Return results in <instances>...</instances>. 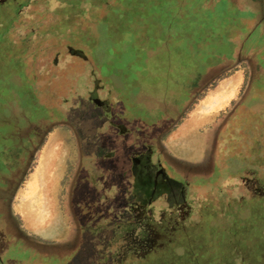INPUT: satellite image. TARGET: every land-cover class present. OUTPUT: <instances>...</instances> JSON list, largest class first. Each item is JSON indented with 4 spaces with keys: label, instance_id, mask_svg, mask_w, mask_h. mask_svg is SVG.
Wrapping results in <instances>:
<instances>
[{
    "label": "rangeland",
    "instance_id": "obj_1",
    "mask_svg": "<svg viewBox=\"0 0 264 264\" xmlns=\"http://www.w3.org/2000/svg\"><path fill=\"white\" fill-rule=\"evenodd\" d=\"M126 1L125 23L119 22L124 6H108L93 30L81 33L90 53L48 36L59 0H0V233L8 244L0 264H145L155 258L151 251H129L139 230L127 228L134 216L120 213L130 208L124 172L144 143L154 159L167 153L202 163L201 174L189 179L195 215L188 224H197L196 212L209 197L231 211L241 200L243 207L253 204V188L264 186V1ZM97 101L106 103L103 109ZM196 122L199 127L172 147ZM176 124L178 133L167 135ZM66 137L76 160L54 207L64 224L37 236L26 228L23 209L30 200L22 195L36 182L42 192L49 154L66 148ZM257 213L239 210L238 224L206 215L191 231L201 242L192 236L152 264H264V214Z\"/></svg>",
    "mask_w": 264,
    "mask_h": 264
},
{
    "label": "flooded vegetation",
    "instance_id": "obj_2",
    "mask_svg": "<svg viewBox=\"0 0 264 264\" xmlns=\"http://www.w3.org/2000/svg\"><path fill=\"white\" fill-rule=\"evenodd\" d=\"M251 1L256 3V1L259 0ZM260 1L263 2L264 0ZM196 87L197 91L195 95L198 96L200 95V90H198L200 83H197ZM233 101H231V103ZM96 104L101 109H103V106L105 105L102 103V101H97ZM110 106L112 107L111 104ZM232 106L234 107L233 111L235 113L239 106H234V104ZM112 112L113 111L111 108V115ZM108 119L109 122H112V120H110L112 118L109 117ZM177 126L178 125L176 124L167 135H169ZM197 126L199 127L198 122H196V125L192 126V128L186 127L187 130L183 129L185 131L184 135L176 136L175 142L172 143L171 146H175V143L177 140H179V138L189 136ZM121 132L123 134L128 133L127 130ZM64 142L66 144V148H58L57 152L56 150L51 151L49 154V159L47 160L48 171H46V182L43 183V186L45 190L44 194H48L46 198L48 199L47 201L52 213L51 215L54 216L51 220H49L48 224H46L44 228L55 224V222H57L56 225H60L62 227L65 220L63 215H55V204L57 205V199L59 195L58 188L63 186L65 187L66 185L65 183L67 181V174L70 168L69 164L76 160V149L70 147L69 137H66ZM170 143L171 139H169L168 145L164 143V147L168 153L169 151H172L170 148H167V146H170ZM252 148L254 149L255 147ZM78 149L80 152H83L81 145ZM109 155L113 157L115 153L112 152ZM129 159L130 164L127 166L124 172V176L126 177L124 178L126 183L124 197L125 203L128 207L130 206V208L126 207V209L124 211H120V213H122V215H131V217L134 216L133 221H127V228L129 230H139L136 234V241H129V251H132L137 255H139L140 251H151L149 255H152L153 253L156 255L155 258L146 260L145 264H152L154 261L158 263L160 261L161 255L163 257V255L166 254V251L181 248V246H184L185 241L191 239L192 236L198 237V242H201L202 238L199 237L200 235H192L191 231L194 229L198 231V225H200L203 221L201 218H204L206 215H218L221 217L219 219L221 222L222 219H225L227 216H229L232 220H235L233 224H238L240 220H243L237 215L239 210L243 211V215H247V213L249 214L252 212L257 213L258 208L264 210V186L259 185L253 188L255 193H253V195L249 198V201H253V204L250 206L243 207V202L241 200V202H238V207H236V204H232L235 207H231L232 210L230 211V205L229 208L227 207V209L223 207L226 204L222 199L220 200L214 196L212 198L209 197L206 203H204L202 206L203 209L200 212H196L197 219L199 220L197 224H188L187 221L192 217V215H195V210H193L194 203L192 202L191 198L192 186L189 179L190 176L197 178L198 174H201L198 173V169L199 164L202 163L197 162L193 164H187V162L177 160L176 157H172L171 155L168 156L167 153L163 156L158 154L157 159H154V150L148 143H144L141 149L137 148V150L134 151L132 155H130ZM168 168L172 170L174 168L176 170V174L172 176L168 172ZM127 181L130 182V187L132 189L130 196H132L134 199H131V197L127 195L129 194V185ZM249 191L252 193V188H250ZM60 196L63 198V192H61ZM43 198L45 199V197ZM242 199H245V197L243 196ZM259 213L264 214V212ZM259 213H257V215H259ZM146 215H153V218L150 219ZM156 215H158V217H156ZM32 233L35 234V232ZM36 235L40 236L38 234ZM168 245L174 246L169 248ZM7 247L8 244L5 242L3 234L0 233V263L4 262L2 253L5 252ZM161 251L163 253H160ZM134 253L132 254L133 256H135ZM159 253L161 255H159ZM11 263L13 264V262Z\"/></svg>",
    "mask_w": 264,
    "mask_h": 264
},
{
    "label": "trees",
    "instance_id": "obj_3",
    "mask_svg": "<svg viewBox=\"0 0 264 264\" xmlns=\"http://www.w3.org/2000/svg\"><path fill=\"white\" fill-rule=\"evenodd\" d=\"M60 3L56 5L55 16L50 21V25L47 28L48 36L54 37L59 43L68 41L71 45H81L88 52L92 51L90 46H84V41L81 36L82 32H88L93 30L94 25L99 21L98 19L107 15L108 6L114 8L115 5L124 6L122 13V19H119L120 25L125 23L124 14L127 13L128 2L126 0H59ZM123 3V4H122ZM68 6H71L69 9ZM121 8V7H120ZM103 13V15H101ZM120 10L115 9V13H119ZM119 13V17L121 15ZM109 17V16H108ZM107 22V21H105ZM104 22V23H105ZM14 22L5 32V36L9 37L13 28ZM132 31L125 32L128 37L132 36ZM91 53V52H90ZM25 54V53H24ZM25 56L23 59V72L25 75ZM24 75V76H25Z\"/></svg>",
    "mask_w": 264,
    "mask_h": 264
},
{
    "label": "crops",
    "instance_id": "obj_4",
    "mask_svg": "<svg viewBox=\"0 0 264 264\" xmlns=\"http://www.w3.org/2000/svg\"><path fill=\"white\" fill-rule=\"evenodd\" d=\"M222 98H224V96H222ZM222 101L223 99L215 100L214 103H216L217 105H214V106H218V103ZM181 125L184 128L185 124L182 123ZM185 129H186V126H185ZM177 130L176 129L173 130L175 134L178 133ZM46 176H47V173L44 174V177H43V174L41 176L42 184H40V187L42 188V192L38 188V185L36 182L35 183L36 189H34L33 191L31 190L29 194L22 195V197L25 198V202L26 200H30L29 206L26 208V210L23 209V214L26 220V225H27V226L25 225L26 228L30 230L31 232H35V234L47 237L44 226L48 224L49 220H51L54 215H51L52 213L49 208V204L47 201L48 199L46 198L48 194L46 193L44 194L45 190H44L43 183L46 182ZM38 177H40V175ZM43 197H45V199ZM28 224L30 225L28 226Z\"/></svg>",
    "mask_w": 264,
    "mask_h": 264
},
{
    "label": "water",
    "instance_id": "obj_5",
    "mask_svg": "<svg viewBox=\"0 0 264 264\" xmlns=\"http://www.w3.org/2000/svg\"><path fill=\"white\" fill-rule=\"evenodd\" d=\"M105 89H106V86L104 87ZM105 105H106V103H105ZM106 107V106H105Z\"/></svg>",
    "mask_w": 264,
    "mask_h": 264
}]
</instances>
